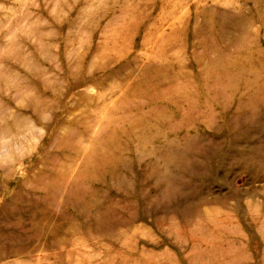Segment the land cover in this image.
I'll list each match as a JSON object with an SVG mask.
<instances>
[{"label": "rangeland", "instance_id": "obj_1", "mask_svg": "<svg viewBox=\"0 0 264 264\" xmlns=\"http://www.w3.org/2000/svg\"><path fill=\"white\" fill-rule=\"evenodd\" d=\"M0 264H264V0H0Z\"/></svg>", "mask_w": 264, "mask_h": 264}, {"label": "bare ground", "instance_id": "obj_2", "mask_svg": "<svg viewBox=\"0 0 264 264\" xmlns=\"http://www.w3.org/2000/svg\"><path fill=\"white\" fill-rule=\"evenodd\" d=\"M111 155H113L112 154V152L111 151H109V153H108V155H107V158L109 157V156H111ZM107 158L104 160V161H106L107 160ZM102 162V161H101ZM102 164H104L103 162H102Z\"/></svg>", "mask_w": 264, "mask_h": 264}]
</instances>
